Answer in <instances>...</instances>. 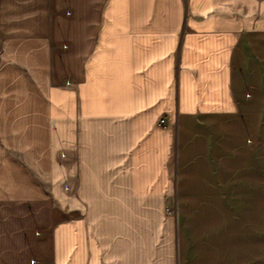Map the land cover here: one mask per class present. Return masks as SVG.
<instances>
[{
    "label": "crops",
    "instance_id": "crops-1",
    "mask_svg": "<svg viewBox=\"0 0 264 264\" xmlns=\"http://www.w3.org/2000/svg\"><path fill=\"white\" fill-rule=\"evenodd\" d=\"M0 264H264V0H0Z\"/></svg>",
    "mask_w": 264,
    "mask_h": 264
},
{
    "label": "rangeland",
    "instance_id": "rangeland-1",
    "mask_svg": "<svg viewBox=\"0 0 264 264\" xmlns=\"http://www.w3.org/2000/svg\"><path fill=\"white\" fill-rule=\"evenodd\" d=\"M248 140H250V139H248ZM248 144H250V143H248ZM68 184H64V189H65V186H67ZM69 186V185H68ZM158 212L160 213V214H158V216L160 215V216H163V214H169V213H171L172 211H171V209L169 208V207H164V208H162V209H160V210H158ZM37 232V231H36ZM35 232V233H36ZM31 261H35L33 258H32V260Z\"/></svg>",
    "mask_w": 264,
    "mask_h": 264
},
{
    "label": "built area",
    "instance_id": "built-area-1",
    "mask_svg": "<svg viewBox=\"0 0 264 264\" xmlns=\"http://www.w3.org/2000/svg\"><path fill=\"white\" fill-rule=\"evenodd\" d=\"M69 84V82L67 83ZM157 125L160 126L161 128H166V123L164 121V118L163 117H159L158 120H157ZM248 143H250V140H248ZM69 188V186H65V190H67ZM36 234H39V232H36Z\"/></svg>",
    "mask_w": 264,
    "mask_h": 264
}]
</instances>
